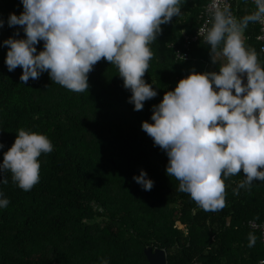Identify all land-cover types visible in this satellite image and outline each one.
Segmentation results:
<instances>
[{"label": "trees", "instance_id": "trees-1", "mask_svg": "<svg viewBox=\"0 0 264 264\" xmlns=\"http://www.w3.org/2000/svg\"><path fill=\"white\" fill-rule=\"evenodd\" d=\"M206 2L181 0V14L161 25L143 77L157 96L135 111L117 67L103 58L82 93L52 82L47 72L22 82L21 67L7 68L4 41L26 38L21 26L8 25L9 14L19 16L23 5L0 0V163L21 128L53 145L38 158L39 182L30 191L10 172L0 174V181L8 179L0 182V199L10 201L0 208V264H150L148 246L164 249L166 264H251L262 256L247 221L264 218V181L237 195L243 173L224 178L225 206L205 211L178 190L179 181L166 174V152L142 129V122L153 123V106L165 92L190 74L189 62L176 59L170 46L194 31ZM252 29L257 33L258 26ZM36 48L43 50V41ZM141 170L154 182L150 191L133 179ZM250 232L257 237L251 248Z\"/></svg>", "mask_w": 264, "mask_h": 264}, {"label": "clouds", "instance_id": "clouds-1", "mask_svg": "<svg viewBox=\"0 0 264 264\" xmlns=\"http://www.w3.org/2000/svg\"><path fill=\"white\" fill-rule=\"evenodd\" d=\"M21 2L24 11L19 16L9 14L8 25L21 26L26 38L9 37L4 44L7 68L11 72L21 67L22 82L47 72L52 82L82 93L89 88L88 74L103 58L117 67L124 87L132 93L129 102L135 111L157 96L143 79L153 57L149 45L161 33L162 24L181 14V0ZM254 4L255 10L240 19L227 7L215 8L204 39L219 71H191L153 106V123L142 122L143 131L168 156L166 174L175 177L178 190L205 211L225 206L224 178L243 173L245 178L233 189L237 195L241 188L250 190L254 180L264 181V67L243 40L250 22H264V0ZM3 23L0 20V27ZM40 41L43 50L37 53ZM52 151L46 135L21 128L3 154L0 174L10 172L19 188L30 191L39 182L38 158ZM133 179L146 191L154 186L143 170ZM0 182L7 184L8 179ZM9 203L0 199V208ZM256 239L254 233L248 234L249 248Z\"/></svg>", "mask_w": 264, "mask_h": 264}, {"label": "built area", "instance_id": "built-area-1", "mask_svg": "<svg viewBox=\"0 0 264 264\" xmlns=\"http://www.w3.org/2000/svg\"><path fill=\"white\" fill-rule=\"evenodd\" d=\"M235 0H207L206 4L203 6L198 18L200 19L199 24L196 26L194 31L191 33H183L182 41L180 46H170L173 49V55L176 59L181 61H187L191 58V48L195 43H201L209 45L204 36L207 29L211 26L210 21L212 19L213 12L216 7L224 8L227 7L231 14L235 17L232 5ZM251 4H254V0H246ZM258 26V33L255 35V39L259 43V51L264 54V22H256ZM189 74H183L178 80L187 77ZM247 226L258 233L259 241L262 245L263 254L257 260L251 264H260L264 261V218L262 220L249 219L247 221Z\"/></svg>", "mask_w": 264, "mask_h": 264}, {"label": "crops", "instance_id": "crops-1", "mask_svg": "<svg viewBox=\"0 0 264 264\" xmlns=\"http://www.w3.org/2000/svg\"><path fill=\"white\" fill-rule=\"evenodd\" d=\"M235 17L237 19H240L244 17L245 15L251 13L254 11L253 4L246 0H235L232 5ZM256 26V23H249L246 28L243 30V40H244V46L247 49L255 50L257 54V60L261 64L262 67H264V54H262L259 49V43L255 39V33L254 29H252ZM206 44H196L192 46L191 50V58L187 60L190 64L189 70L201 73L204 72H212V71H219V64L212 63L210 58V46H204ZM244 82L246 83V77L244 78ZM234 94V92H233Z\"/></svg>", "mask_w": 264, "mask_h": 264}, {"label": "water", "instance_id": "water-1", "mask_svg": "<svg viewBox=\"0 0 264 264\" xmlns=\"http://www.w3.org/2000/svg\"><path fill=\"white\" fill-rule=\"evenodd\" d=\"M146 259L150 264H166V254L164 249L148 246L144 249Z\"/></svg>", "mask_w": 264, "mask_h": 264}, {"label": "rangeland", "instance_id": "rangeland-1", "mask_svg": "<svg viewBox=\"0 0 264 264\" xmlns=\"http://www.w3.org/2000/svg\"><path fill=\"white\" fill-rule=\"evenodd\" d=\"M176 225H177V226H179L180 228H182V225H181V224H179V223H176Z\"/></svg>", "mask_w": 264, "mask_h": 264}]
</instances>
